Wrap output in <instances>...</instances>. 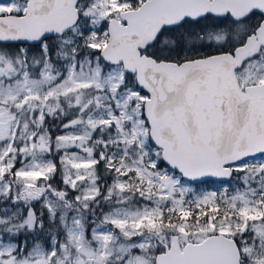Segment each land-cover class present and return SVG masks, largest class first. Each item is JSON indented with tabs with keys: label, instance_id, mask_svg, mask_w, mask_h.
I'll list each match as a JSON object with an SVG mask.
<instances>
[{
	"label": "snow or ice",
	"instance_id": "snow-or-ice-1",
	"mask_svg": "<svg viewBox=\"0 0 264 264\" xmlns=\"http://www.w3.org/2000/svg\"><path fill=\"white\" fill-rule=\"evenodd\" d=\"M0 264H264V0H0Z\"/></svg>",
	"mask_w": 264,
	"mask_h": 264
}]
</instances>
